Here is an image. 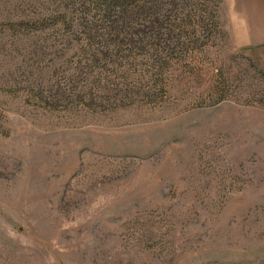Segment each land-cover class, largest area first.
Returning a JSON list of instances; mask_svg holds the SVG:
<instances>
[{
	"label": "rangeland",
	"instance_id": "374dc122",
	"mask_svg": "<svg viewBox=\"0 0 264 264\" xmlns=\"http://www.w3.org/2000/svg\"><path fill=\"white\" fill-rule=\"evenodd\" d=\"M137 5L0 0V264H264V0Z\"/></svg>",
	"mask_w": 264,
	"mask_h": 264
},
{
	"label": "trees",
	"instance_id": "16d2710c",
	"mask_svg": "<svg viewBox=\"0 0 264 264\" xmlns=\"http://www.w3.org/2000/svg\"><path fill=\"white\" fill-rule=\"evenodd\" d=\"M82 2L83 4H86V6H92L93 10H95L98 14H100L104 20H107L109 22L110 19H113L118 13L123 12L127 8L130 7L131 4L137 5V3L140 0H78ZM142 2V1H141ZM91 8V7H90ZM65 13V12H64ZM58 13L52 14L47 17L51 18L53 23L59 21L63 24L64 28H71L70 22L66 21L64 16L66 13ZM86 12H82L81 16H85ZM44 21V19L41 20V22ZM106 22V24H107ZM104 23V22H103ZM92 25L90 21L87 19H84L83 17H79L77 19V27L82 30H87V28H90Z\"/></svg>",
	"mask_w": 264,
	"mask_h": 264
}]
</instances>
